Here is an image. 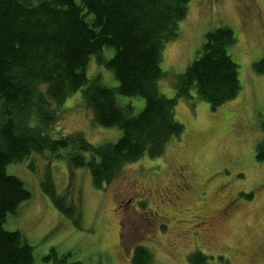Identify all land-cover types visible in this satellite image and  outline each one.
I'll return each mask as SVG.
<instances>
[{
  "label": "rangeland",
  "instance_id": "1",
  "mask_svg": "<svg viewBox=\"0 0 264 264\" xmlns=\"http://www.w3.org/2000/svg\"><path fill=\"white\" fill-rule=\"evenodd\" d=\"M221 25L236 37L228 51L238 64L240 92L214 110L194 89L190 99L179 98L174 116L183 131L161 156L146 153L123 164L100 188L86 168L71 169L66 159L48 151L6 166L31 196L7 215L1 228L20 231L37 264H44L42 257L51 247L71 251L82 264H132L136 246L149 251L154 264H189L195 251L211 261L221 255L230 264H264V161L255 159L264 123V75L251 67L264 57V0H190L177 36L164 45L158 88L173 96L176 75L197 56L204 34ZM112 53L105 47L102 55ZM86 73L106 87L117 86L113 72L95 56ZM116 102L136 115L144 100L117 94ZM56 112L53 134L80 132L92 144L120 136L117 126L94 122L81 91L70 93ZM45 176L74 206L78 226L42 191ZM223 208L227 216L208 233L194 227L199 223L195 216H213Z\"/></svg>",
  "mask_w": 264,
  "mask_h": 264
},
{
  "label": "trees",
  "instance_id": "2",
  "mask_svg": "<svg viewBox=\"0 0 264 264\" xmlns=\"http://www.w3.org/2000/svg\"><path fill=\"white\" fill-rule=\"evenodd\" d=\"M189 1L0 0V264H37L22 233L1 228L7 215L31 196L17 176L6 172L8 164L48 151L66 159L71 169L86 168L92 184L100 188L123 164L146 153L151 158L163 154L170 139L183 131L174 108L179 98H191V89L212 110L238 95V64L228 51L236 37L225 25L204 34L197 56L176 75L173 96L159 91L164 45L177 36ZM105 47L112 48L111 56L102 55ZM91 56L113 72L116 87L87 76ZM251 67L264 75V57ZM76 91H81L95 123L121 130L116 141L92 144L80 132L53 134L56 109ZM117 94L142 97L140 112L130 115V107L117 104ZM261 132L257 161H264V123ZM40 186L57 210L78 226L74 206L56 192L51 178L45 176ZM72 255L51 247L42 262L82 264ZM131 258L132 264H154L142 246L134 248ZM210 258L195 251L188 262L230 264L221 255Z\"/></svg>",
  "mask_w": 264,
  "mask_h": 264
},
{
  "label": "flooded vegetation",
  "instance_id": "3",
  "mask_svg": "<svg viewBox=\"0 0 264 264\" xmlns=\"http://www.w3.org/2000/svg\"><path fill=\"white\" fill-rule=\"evenodd\" d=\"M248 13L249 12L246 11L245 15H247ZM226 216L227 213L225 212V208L220 209V211L213 216L197 215L195 216V218H197V221H199V223L194 225V227H197L199 230H201L202 228L204 232L208 233L210 227L218 223L220 220L224 219Z\"/></svg>",
  "mask_w": 264,
  "mask_h": 264
}]
</instances>
